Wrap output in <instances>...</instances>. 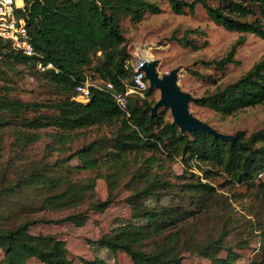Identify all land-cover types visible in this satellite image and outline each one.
I'll return each mask as SVG.
<instances>
[{
	"label": "trees",
	"instance_id": "16d2710c",
	"mask_svg": "<svg viewBox=\"0 0 264 264\" xmlns=\"http://www.w3.org/2000/svg\"><path fill=\"white\" fill-rule=\"evenodd\" d=\"M159 2L166 3L179 16H193L200 6L224 30L264 41V0H23V7L16 10V16L25 22L35 55L25 56L8 41L0 40V152L5 128L14 132L22 148L39 141L40 136L32 131L49 127L56 131L52 142L63 149L76 131L106 126L114 128V132L111 137L77 149L67 159L28 169L15 180L8 181L0 175V201L26 190L54 189L42 199L40 210L71 211L56 221L22 218L14 228L0 225V264H28L30 260L73 264L64 240L52 234H31L30 228L50 222L82 227L89 212L103 213L113 198L81 209L94 193L96 177L74 182L68 175L74 170L95 171L105 166L111 170L106 179L112 192L129 174L132 187L126 203L130 219L91 245L111 253L122 252L133 264H182L185 252L211 264H236L240 255L224 244L236 229L229 223L232 214L228 208L233 210L231 202H239L242 195L240 191L231 197L219 194L210 182L220 178L226 186L243 190L245 203L241 211L245 221L240 226L258 238L257 251L249 264H264V126L251 133L235 131L230 142L202 131L182 135L167 111L151 116L156 101L155 91L150 88L144 99L130 96L126 111L115 105L114 93L123 92L132 76L122 23H139L146 15L161 14ZM199 37L203 38L200 43L195 40ZM205 37L199 29H188L181 36L173 32L168 41L197 52L208 46ZM242 44L243 39H239L221 59L195 64L224 72L238 64L235 55ZM38 63L51 64L53 69L40 71ZM19 68L30 70L53 96L32 102L13 97L16 89L7 85V80L10 75L22 74ZM190 73L197 79L211 80L198 71ZM86 79L109 82L114 90L91 87L89 101L78 102L73 99L75 90ZM192 102L221 118L263 105L264 56L235 81ZM148 153L150 157L145 156ZM160 156L169 164L181 159L184 167H195L201 176L189 173L184 183H170L169 176L164 179L153 171L160 166ZM98 157L104 159L102 165ZM73 158L81 165L70 167L67 163ZM136 163H141L140 169H135ZM186 174L177 178L183 179ZM168 196L175 197V201L161 205L160 201ZM202 216L218 217L221 226L215 236L198 242V226L192 222ZM222 251L226 252L224 258L220 257ZM81 262L106 264L100 259Z\"/></svg>",
	"mask_w": 264,
	"mask_h": 264
},
{
	"label": "rangeland",
	"instance_id": "374dc122",
	"mask_svg": "<svg viewBox=\"0 0 264 264\" xmlns=\"http://www.w3.org/2000/svg\"><path fill=\"white\" fill-rule=\"evenodd\" d=\"M186 1L191 2L193 0ZM239 1L246 2L247 0ZM17 4H21L20 0H17ZM159 5L162 9V13L159 15H146L139 23H131L128 20L123 21L122 28L127 41V50L131 55L132 63L135 60V53H138L141 58L157 61L156 70L160 76L178 68V86L182 91L190 94L193 99L212 92L219 86L235 81L264 56L263 40L253 35H240L224 30L222 27L215 25L200 6L196 8L193 16H179L173 14L166 3L159 2ZM188 29L203 31L206 35L204 39L207 40L208 46L200 51L193 52L175 42L168 41L173 32L181 36ZM239 39H243V44L239 46L235 55V59L238 61L237 65L229 66L224 72H219L213 68H204L201 64H195L200 61L221 59ZM195 40L200 43L203 38L199 37ZM19 71H22V74L10 75L7 80V85L13 86L16 89L12 93L13 97L32 102L41 101L53 96L51 90L46 87L44 82L30 74V70L19 68ZM190 71H198L211 80L204 81L197 79ZM154 91L153 99L154 101H158L159 91ZM158 111H167V116H169L171 121L168 109L161 108ZM189 111L196 118L207 123L222 134L232 135L238 130L251 133L264 126V104L227 118H221L211 110L198 107L193 102L189 105ZM55 132L51 127L32 131L33 134L40 136L39 141L22 148L15 138L14 132L9 128H5L2 131L0 175H3L6 180L9 179L8 181H11L21 174L27 173L31 168L34 170V168L40 167L41 163L48 164L56 160L67 159L77 149L87 146L94 141L102 140L104 137H111L114 128L103 126L76 131L70 136V142L64 146V149L52 142V135ZM145 156L150 157L151 154L148 153ZM98 159L99 164L102 165L104 159L102 157H98ZM160 159L158 162L160 166H155L153 171L164 179L169 176L170 183L175 185L184 183V179L189 178V173L201 176L195 167L192 166L191 169L184 167L181 159L176 160L172 164L167 163L161 156ZM67 164L70 167L81 165L77 158L71 159ZM140 164H134L135 169H140ZM106 168L108 167L98 168L95 171L81 172L74 170V172L68 175L69 179H72L74 182H83L96 177L94 193L87 198L81 209H85L91 203L105 201L110 197L113 198L112 203L103 213L89 212L87 214L88 220L82 227H75L65 223L53 224L50 222L49 224L38 223L30 228L31 234H52L64 240L68 250V258L73 261V264H83L82 260L91 261L94 259L103 260L106 264H133L130 258L122 252L111 253L90 244L107 234L120 223H124L130 219V209L126 203L127 197L131 194L130 189L132 187L128 178L129 174L124 175V178L120 179L115 190L112 192L106 179L111 170H106ZM185 174V178H177V176ZM210 183L219 194L224 196L231 197L232 193L238 195L239 191V195H242L239 202H231L233 210L228 208L229 214H232L229 223L235 226L236 229L230 232L224 245L226 248H232L234 253L240 255V259L236 264H249V261L257 251L258 238L251 234L253 232L240 226V223L245 221L244 214L241 211V206L245 203L243 199L244 192L241 189L226 186L224 180L220 178ZM53 192H55L54 189L41 188L33 191L26 190L12 197H5L4 200L0 201V225L14 228L22 218L32 221L39 219L56 221L71 214V211L47 212L40 210L42 199ZM173 198L175 197H165L160 201V204L168 205V203L175 201ZM152 203L154 204V200ZM218 212L222 213L221 210H218ZM192 223L198 226L196 233V241L198 242H203L208 237L215 236L219 233V227L221 226V221L215 216H202L198 221H193ZM225 254L226 252L222 251L220 257L224 258ZM2 259L3 256L0 251V260ZM28 264L41 263L36 260H30ZM182 264L211 263L197 255L185 252Z\"/></svg>",
	"mask_w": 264,
	"mask_h": 264
},
{
	"label": "built area",
	"instance_id": "2783aa9c",
	"mask_svg": "<svg viewBox=\"0 0 264 264\" xmlns=\"http://www.w3.org/2000/svg\"><path fill=\"white\" fill-rule=\"evenodd\" d=\"M18 9L15 0H0V40L8 41L11 47L21 52L23 55L31 57L35 55L34 49L29 41L28 32L23 18L16 16ZM135 60L129 63L132 69L131 81L125 85L123 92H115L113 100L115 105L122 111H126L129 97L134 95L140 99H144L149 89V84L145 78L144 72L140 71L143 62L149 61L147 58H141L138 53H135ZM37 69L44 71L46 69H53L51 64L43 66L41 63L37 64ZM104 89L113 91L114 87L111 83H94L90 79L79 85L75 90L74 100L78 102H88L90 97V88Z\"/></svg>",
	"mask_w": 264,
	"mask_h": 264
},
{
	"label": "water",
	"instance_id": "95a60500",
	"mask_svg": "<svg viewBox=\"0 0 264 264\" xmlns=\"http://www.w3.org/2000/svg\"><path fill=\"white\" fill-rule=\"evenodd\" d=\"M157 64V61L149 60L143 62L139 69L144 72L149 88L159 91V99L151 109V116L155 117L161 108L168 109L172 124L180 130L182 135L202 131L224 142L232 141V135L219 133L190 113L189 105L192 103L193 98L178 86L179 69L175 68L169 73L160 76L156 70Z\"/></svg>",
	"mask_w": 264,
	"mask_h": 264
},
{
	"label": "crops",
	"instance_id": "0c3cea01",
	"mask_svg": "<svg viewBox=\"0 0 264 264\" xmlns=\"http://www.w3.org/2000/svg\"><path fill=\"white\" fill-rule=\"evenodd\" d=\"M15 1H16V5H17L18 8H22L23 7V4H24L23 0H20V3H21L20 5L17 4V0H15Z\"/></svg>",
	"mask_w": 264,
	"mask_h": 264
}]
</instances>
